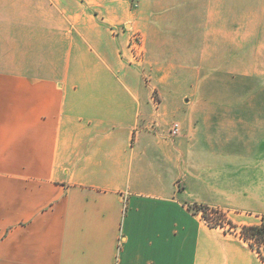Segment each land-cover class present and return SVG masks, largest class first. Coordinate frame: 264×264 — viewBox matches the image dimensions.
<instances>
[{"label": "crops", "instance_id": "1", "mask_svg": "<svg viewBox=\"0 0 264 264\" xmlns=\"http://www.w3.org/2000/svg\"><path fill=\"white\" fill-rule=\"evenodd\" d=\"M200 204L264 215V0H0V264H264Z\"/></svg>", "mask_w": 264, "mask_h": 264}, {"label": "rangeland", "instance_id": "2", "mask_svg": "<svg viewBox=\"0 0 264 264\" xmlns=\"http://www.w3.org/2000/svg\"><path fill=\"white\" fill-rule=\"evenodd\" d=\"M129 1L131 3H134V0H129ZM168 35H171V34H168ZM142 43H143V39L140 33L138 31H135L132 34H130L128 48H126L125 51L127 53V56H129L128 59L132 61L139 68L141 72L144 73V78L147 81H149V83L151 84L150 88L152 92V100H153L154 105L158 106L159 104V94L158 93H159L160 88H165V86L167 85V89H171V88L181 89V88L187 87V85H190L191 82L187 79L185 80L178 79L179 76H177L176 74L182 73L181 67L183 66H176L174 64L162 63L160 58L156 57L155 55L150 56V54L148 55L149 58L146 57V61H145L144 50L143 48H141ZM121 51H124V50H121ZM184 67H188V66H184ZM188 70L189 71L186 70L187 74H189L190 72V69ZM211 71H212V68L209 66L207 68L206 65H202V69L201 71H199L200 72L199 73L200 75L199 76V87H200L199 91L201 95L208 91L207 79L209 75L211 74ZM184 78H187V76ZM214 87L216 88L215 90L216 92L218 93L223 92L222 88H220L219 86H214ZM184 92H187L186 89L184 90ZM206 98H203V99H206ZM203 99H201L200 102H202ZM218 99L219 98L217 97L216 104H220V102H218ZM206 213L208 214L209 219H211L210 221H213L216 218L217 219L219 218L218 221H221V220L223 221L224 219L231 220L234 226L232 227L229 224H225V228L231 233H236L238 235L240 234V228L244 224L242 225L240 223H234L231 218H234L236 221H239L240 220L239 218H242L245 216L243 215L244 213L236 215V212L229 213V211H225L220 208H209V207L207 208ZM223 215L225 217H223ZM263 217L264 215H259V218L256 219V222L260 223L263 220ZM213 222L215 223V221Z\"/></svg>", "mask_w": 264, "mask_h": 264}, {"label": "trees", "instance_id": "3", "mask_svg": "<svg viewBox=\"0 0 264 264\" xmlns=\"http://www.w3.org/2000/svg\"><path fill=\"white\" fill-rule=\"evenodd\" d=\"M207 208V206L202 204L194 205L192 207L189 206V209L194 214L200 212L204 221L210 226H219L224 228L225 224H229L232 227L234 226L230 220L226 219H224L223 221L220 219L222 221L221 222L218 221L219 218H216L215 220H213L215 221V223L213 221H210L211 219H209L208 214L206 213ZM223 217L225 216L223 215ZM225 230L227 229L225 228ZM239 236L241 237V239L248 242L249 246L256 250L261 259L264 260V217L259 224L241 226Z\"/></svg>", "mask_w": 264, "mask_h": 264}, {"label": "built area", "instance_id": "4", "mask_svg": "<svg viewBox=\"0 0 264 264\" xmlns=\"http://www.w3.org/2000/svg\"><path fill=\"white\" fill-rule=\"evenodd\" d=\"M177 131V124L173 125V128L171 129V134H175Z\"/></svg>", "mask_w": 264, "mask_h": 264}]
</instances>
